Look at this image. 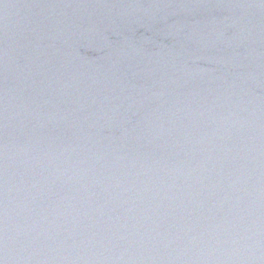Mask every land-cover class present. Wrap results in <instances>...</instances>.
I'll return each instance as SVG.
<instances>
[{
  "label": "water",
  "instance_id": "1",
  "mask_svg": "<svg viewBox=\"0 0 264 264\" xmlns=\"http://www.w3.org/2000/svg\"><path fill=\"white\" fill-rule=\"evenodd\" d=\"M0 264H264V0H0Z\"/></svg>",
  "mask_w": 264,
  "mask_h": 264
}]
</instances>
